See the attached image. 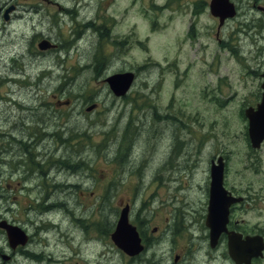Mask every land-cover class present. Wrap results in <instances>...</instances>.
Listing matches in <instances>:
<instances>
[{
    "label": "rangeland",
    "instance_id": "1",
    "mask_svg": "<svg viewBox=\"0 0 264 264\" xmlns=\"http://www.w3.org/2000/svg\"><path fill=\"white\" fill-rule=\"evenodd\" d=\"M53 1L57 4L74 1L80 11L89 12L90 16H94L97 5L108 6L107 12L112 13L119 24L110 46L95 36L91 38L92 32L88 29L74 30L70 25L60 24L58 34L61 42L67 44L66 50L47 55L38 54V41L29 45L33 34L47 32L42 25L33 29L30 22L26 24L19 19L4 26L0 24V78L21 81L17 83L24 85L18 88L19 99L30 102L32 98L34 101L35 97H41L51 101L56 95L60 100L105 103L100 107L106 112L101 110L96 123L90 115L81 121L71 115L67 121L56 118L47 123L48 127L67 123L82 132L95 134L94 140L99 146L96 156L84 153L93 166L97 188L65 191L48 203L66 199L74 218L90 216L86 220L101 224L102 217L98 213L101 203L87 201L88 193L93 191L92 196L97 199L109 197L113 200L112 216L107 214V222L116 224L124 207L120 203L122 199L130 205L133 217L137 214L151 225L149 229H153L171 217L176 195L179 203L185 194L200 199L202 190L198 187L204 184L206 187L208 182V158L219 150L229 154L232 171H241L242 189L247 190L245 184L248 182L258 187L261 178L255 176L256 172L264 170V164L259 163L264 162V146L254 152L249 145L246 139L248 122L243 113L257 101L264 73V16L256 13L252 2L232 0L240 6L238 16L228 21L221 32L227 39L235 32V27L244 30L239 22L255 20L250 33L257 43L251 44L250 39L247 43H234L233 47L236 45L241 51L235 55L224 50L215 39L218 22L209 11L201 14L198 2L203 0H170L171 9L156 13L152 9L153 1ZM133 1L140 4V9L131 5ZM165 1L157 0L161 5ZM239 36L243 40L249 38L244 34ZM120 41L126 42L122 45ZM17 53L28 54L27 62L33 64L32 69L25 65L21 56L14 58ZM57 59L59 65L54 64ZM127 71L135 74V82L127 96L115 97L105 79ZM7 85L0 80L2 93L7 91ZM12 89L17 88L13 86ZM127 125L128 158L119 150ZM172 143L174 146L177 143L178 153L184 155L197 147V154L188 157L190 167L187 170L182 168L183 156L170 154ZM204 153L205 164L203 157L196 162V157ZM250 154L256 155L257 168L255 163L251 169L247 166ZM118 157L123 161L121 166L117 163ZM175 175L180 184L185 183V190L177 191L172 186ZM108 183L112 185L108 187ZM191 184L196 191L190 189ZM17 189L5 191L6 196L16 199L1 201V214L14 215L19 222L16 223L36 237L33 244L25 245L24 251L16 253L15 264H50L52 260L61 264H123L121 252L109 235L91 230L86 240L83 227L80 223H71L72 217L57 210L45 213L37 207L40 203L37 198L41 197L38 191L27 196V191ZM79 192H83V196ZM11 207L13 211L9 210ZM85 208L90 209L83 212ZM40 218L53 219L59 227L51 231L50 222L46 220L44 223L49 229L39 231L29 220L38 223ZM243 218L254 221L256 216L249 211ZM61 229L64 234L59 232ZM9 247L6 234L0 233V248L9 253ZM29 251L33 258L28 255Z\"/></svg>",
    "mask_w": 264,
    "mask_h": 264
},
{
    "label": "flooded vegetation",
    "instance_id": "2",
    "mask_svg": "<svg viewBox=\"0 0 264 264\" xmlns=\"http://www.w3.org/2000/svg\"><path fill=\"white\" fill-rule=\"evenodd\" d=\"M142 1L143 3L153 1L152 9L155 13L161 9H171L170 0H166L164 5L158 3L157 0ZM249 1L252 2V7L256 13L259 16H264V0ZM210 2L211 0L198 2L201 7V14L205 15L209 11ZM233 2L237 11H239L240 6L235 1ZM131 5H137L138 9H140L138 2L135 3L133 1ZM81 8L87 9L88 7ZM107 11L108 6L97 5L94 16H90L89 12L80 11L79 6L74 1L72 4H65L64 2L57 4L53 0H0V24L4 26V24H10L14 20L19 19L26 24L30 22L33 29L38 25H42L47 32L41 31L38 34H33L29 45L33 44L35 40L38 43L43 40L50 41L55 47L45 51L38 49V54L47 55L66 50L65 46L67 44L64 45L61 42L62 37L58 34L60 24L70 25L72 26L71 29L74 30L81 27L88 29L92 32L91 38L95 36L101 43L112 45L113 32L119 22H117L116 17L112 13ZM212 18L218 22L214 34L215 39L224 50L237 55L236 53H241L240 47L236 46L238 43L243 41L247 43L248 39H250L251 44L257 43L256 38L251 36L250 33V29L255 25V20L239 22V26L243 27L244 30L239 31V28L235 27V32L225 39L221 32L228 24L227 22L232 19L225 21L220 27L219 18L214 16ZM193 26L194 24L191 23V27ZM239 34L247 35L249 38H244L243 40ZM79 36L78 32L77 37ZM125 42L120 41V44L123 45ZM234 43H236V49L233 47ZM27 55V53L22 55L17 53L14 58L17 59L18 56H21L25 65L32 69L33 64L27 62ZM54 64L59 65V60H55ZM0 80L8 83L7 91L4 93L1 92L2 87L0 86V202L14 201L16 199L15 196L12 198L6 196L5 191L7 189L17 191V188H20L27 191V196L34 191H38L41 197L37 198V201L39 200L40 202L37 207H41L42 211L50 213L57 210L66 216H73L70 219L71 223H75L77 219L87 234L86 240H89L91 230H95L99 235H109L111 242H113L111 234L115 230V223L107 222V214L112 216L113 212V200L111 198L97 199L92 196L94 195L93 191L88 193V202L93 204H96V202L101 203V209L98 212L102 217L101 224L86 220L90 216L86 217V219L74 218V213L68 206L69 202L66 199L60 198L51 202V204L48 203L52 197L65 191L97 188L98 182L93 181V166L88 159L96 156L99 146L97 147V141L94 140L95 134L93 136L82 132L79 128L69 126L67 123H60L52 127H48L47 123L56 118L62 122L67 121L71 115L76 116L80 121L81 118L90 115L89 118L94 119L96 123V120L101 115V110L106 112L104 107H100L104 106L105 103L86 100H60L56 95L52 96L55 100L51 101H44L41 97H35V99H38L37 101L35 99L33 101L32 98L30 102H27L25 99H19L18 88L22 89L24 85L18 86L17 83H21V81L10 77L6 80L0 78ZM13 86L17 89H12ZM258 93L259 96L255 104L252 105L253 107H256L261 101L263 93L261 85ZM246 139L249 143L247 135ZM121 141L120 153L122 152L128 158V143L130 141L128 125L121 136ZM176 144L175 146L173 143L169 145V148H171L170 154H176L178 157L183 156L184 165L182 168L187 170L190 167L188 157L189 155L197 154V147L192 153L186 152L184 155L178 153ZM12 145H15V148ZM263 146L264 142L259 149L261 150ZM259 149H254V152H259ZM85 151L89 156L88 159L85 158ZM255 156L250 154L248 157L247 166L250 169L254 163L257 168L256 164L258 161L257 163L255 162L257 159ZM202 157V161L205 164V153L201 154V157L197 156L196 162ZM221 157L224 163V188L227 191V196L235 198L236 201L229 206L224 205L220 209V214L213 218L209 217L210 172L213 163ZM168 161L170 162L169 159ZM117 163L118 165L122 164V159L118 157ZM259 163L264 164L262 161H259ZM208 168L209 175L206 187L205 184L202 188L198 187V190H202L200 199L197 200L194 195L187 196L185 194L179 203L176 195L174 207L170 213L171 217L165 218L153 229H149L151 225H147V221L142 217L139 216L138 218L137 214L133 217L130 205L122 199L120 200V203H124V206H129V222L135 227L141 246V250L135 255H130L115 246L121 252L123 264H264V181L262 179L264 178V170L259 173L256 172L257 176L255 177L261 178L258 182V187H254L248 182L245 184L247 187V190H245L241 188L243 183L239 181L241 171H232L230 156L225 151L219 150L209 156ZM177 169H180V167ZM174 178L175 181L172 186L176 187L177 191L187 188L185 183L180 184L178 182L177 175ZM111 185L108 183V187ZM104 186L106 188L105 184ZM190 189L193 191L197 190L192 184ZM79 195L83 196V192H79ZM89 209L85 208L82 211L86 212ZM9 210L13 211V208L11 207ZM249 211L255 214L256 219L254 221L243 218V215ZM46 220L50 222V227H59L57 221L49 218H40L38 223H33L32 219L29 221L31 225L42 231L49 229V225L44 223ZM16 222L19 223L14 215L12 216L8 212L2 215L0 209V224L22 229L28 235L26 245L30 246L33 244L36 236ZM0 233L3 234L6 231L0 227ZM234 243L243 259L240 262L235 261L230 254V245ZM17 247L13 250L9 249V253L0 248V264H15L16 252H22L25 248L23 246ZM80 254L79 252L78 255Z\"/></svg>",
    "mask_w": 264,
    "mask_h": 264
},
{
    "label": "water",
    "instance_id": "3",
    "mask_svg": "<svg viewBox=\"0 0 264 264\" xmlns=\"http://www.w3.org/2000/svg\"><path fill=\"white\" fill-rule=\"evenodd\" d=\"M210 10L212 15L220 18V23L223 24L227 18H233L236 15L235 5L230 0H211ZM38 47L41 50H47L54 47L48 40L39 43ZM264 78V74L262 75ZM134 79V74L124 73L115 74L106 79L111 90L117 96L125 95ZM264 90V82L262 84ZM245 116L248 118V134L253 148H259L264 141V92L261 104L257 109L248 108L245 111ZM223 168L222 159L219 160L218 165L212 168V183L209 204V217L216 218L220 214V209L232 202L227 196V192L223 188ZM226 199V200H225ZM128 207L122 210L120 219L118 221L116 231L112 235L115 244L130 255H135L141 250L140 239L136 229L129 224ZM8 232L10 244L12 247L18 244H26L27 236L21 232L17 227L0 224ZM231 256L238 262L242 259L240 253L237 251L235 243L230 245Z\"/></svg>",
    "mask_w": 264,
    "mask_h": 264
},
{
    "label": "bare ground",
    "instance_id": "4",
    "mask_svg": "<svg viewBox=\"0 0 264 264\" xmlns=\"http://www.w3.org/2000/svg\"><path fill=\"white\" fill-rule=\"evenodd\" d=\"M43 41H45V40H43ZM38 49H40V48L38 47ZM100 68H101V67H100ZM20 106H21V105H20ZM72 131L74 132V130H72ZM70 132H71V131H70ZM75 132H76V131H75ZM69 134H70V133H69ZM45 135H46V134H45ZM48 135H49V134H48ZM43 136H44V135H43ZM67 139H68V138H67ZM58 142L60 143V141H58ZM64 142H65V141H64ZM66 142H67V141H66ZM13 144H14V143H13ZM18 144H19V143H18ZM18 144H17V145H18ZM17 145H16V146H17ZM12 146H14V148H15V145H12ZM10 147H11V146H10ZM19 147H20V146H19ZM12 148H13V147H12ZM17 149H19V148H17ZM5 153H6V152H5ZM81 153H82V152H81ZM32 155H33V154H32ZM30 156H31V155H30ZM30 156H29V158H30ZM79 156H80V155H79ZM62 157H64V156H62ZM79 159H80V158H79ZM1 160H2V159H1ZM31 160H32V159H31ZM61 160H62V159H61ZM76 160H77V158H76ZM3 161H4V160H3ZM36 161H37V159H36ZM31 162H32V161H31ZM77 162H78V161H77ZM77 162H76V163H77ZM55 163H56V162H55ZM50 164H51V163H50ZM74 164H75V163H74ZM70 166H71V165H70ZM72 166H73V165H72ZM68 167H69V166H68ZM1 169H2V168H1ZM32 173H33V172H32ZM0 176H1V175H0ZM70 176H71V174H70ZM68 179H69V178H68ZM63 184H64V183H63ZM63 186H65V185H63ZM63 186H62V188H63ZM60 187H61V186H60ZM71 187H72V186H71ZM64 189H65V188H64ZM68 189H69V188H68ZM45 202H46V201H45ZM50 204H51V203H50ZM55 205H56V204H55ZM53 206H54V205H53ZM48 209H49V208H48ZM67 217H70V216H67ZM72 217H73V216H72ZM73 219H74V218H73ZM74 220H75V219H74ZM75 222L78 223L77 219H76ZM75 225H76V224H75ZM54 228H56V227H55V226H52L50 230L53 231ZM42 231H43V230H42ZM45 231H46V230H45ZM59 232H60L61 234H64V233H65V232H63L62 230L59 231ZM4 234H6V236H7V240H9V246H10L9 248H11L12 250L15 249L17 246H21V247L23 246V247L26 248V246H25L26 244H24V245H22V244H18L17 246L12 247L11 244H10V239H9V236H8V232H6V233H4ZM66 235H67V234H66ZM29 243H30V242H29ZM9 248H8V249H9ZM17 248H18V247H17ZM25 252H26V251H25ZM16 253H18V252H16ZM32 254H33L32 252H30V251L28 252V255L31 256V257H32ZM36 255H37V254H36ZM45 256H46V255H45ZM35 257H36V256H35ZM39 257L41 258L40 255H39ZM32 258H33V257H32ZM37 258H38V257H37ZM0 260H1V259H0ZM62 262H63V261H62ZM48 263H49V262H48ZM12 264H13V263H12ZM50 264H61V263H60L58 260H52V261L50 262ZM62 264H63V263H62Z\"/></svg>",
    "mask_w": 264,
    "mask_h": 264
},
{
    "label": "trees",
    "instance_id": "5",
    "mask_svg": "<svg viewBox=\"0 0 264 264\" xmlns=\"http://www.w3.org/2000/svg\"><path fill=\"white\" fill-rule=\"evenodd\" d=\"M33 255V254H32ZM33 257H34V255H33Z\"/></svg>",
    "mask_w": 264,
    "mask_h": 264
}]
</instances>
